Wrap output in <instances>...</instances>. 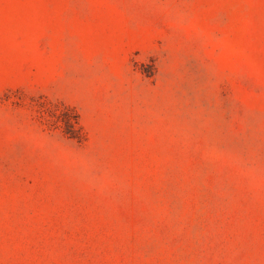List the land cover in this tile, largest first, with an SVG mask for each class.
Segmentation results:
<instances>
[{"label": "rangeland", "instance_id": "374dc122", "mask_svg": "<svg viewBox=\"0 0 264 264\" xmlns=\"http://www.w3.org/2000/svg\"><path fill=\"white\" fill-rule=\"evenodd\" d=\"M0 264H264V0H0Z\"/></svg>", "mask_w": 264, "mask_h": 264}]
</instances>
